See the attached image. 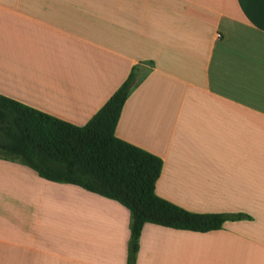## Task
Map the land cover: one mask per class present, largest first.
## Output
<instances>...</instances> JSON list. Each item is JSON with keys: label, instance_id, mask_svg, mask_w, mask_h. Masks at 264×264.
Masks as SVG:
<instances>
[{"label": "crops", "instance_id": "crops-1", "mask_svg": "<svg viewBox=\"0 0 264 264\" xmlns=\"http://www.w3.org/2000/svg\"><path fill=\"white\" fill-rule=\"evenodd\" d=\"M114 134L162 160L154 192L243 213L146 222L135 264H264V0H0V94L84 125L125 81ZM116 200L0 157V264H126Z\"/></svg>", "mask_w": 264, "mask_h": 264}, {"label": "trees", "instance_id": "trees-1", "mask_svg": "<svg viewBox=\"0 0 264 264\" xmlns=\"http://www.w3.org/2000/svg\"><path fill=\"white\" fill-rule=\"evenodd\" d=\"M147 69L129 75L81 126L0 94V157L40 177L116 200L130 213L126 264H135L144 223L198 232L219 229L243 213H196L156 195L162 160L114 134L122 106Z\"/></svg>", "mask_w": 264, "mask_h": 264}]
</instances>
